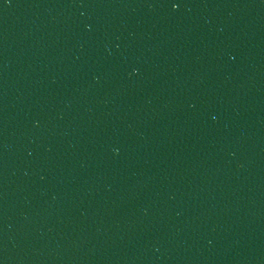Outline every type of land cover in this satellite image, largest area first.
Instances as JSON below:
<instances>
[{"label": "water", "instance_id": "obj_1", "mask_svg": "<svg viewBox=\"0 0 264 264\" xmlns=\"http://www.w3.org/2000/svg\"><path fill=\"white\" fill-rule=\"evenodd\" d=\"M0 264H264V0H0Z\"/></svg>", "mask_w": 264, "mask_h": 264}]
</instances>
